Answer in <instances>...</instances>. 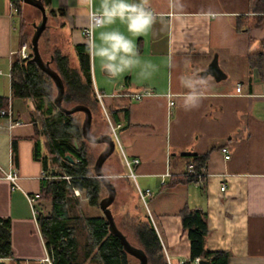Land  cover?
Here are the masks:
<instances>
[{
  "label": "crops",
  "instance_id": "crops-1",
  "mask_svg": "<svg viewBox=\"0 0 264 264\" xmlns=\"http://www.w3.org/2000/svg\"><path fill=\"white\" fill-rule=\"evenodd\" d=\"M10 1L0 0V97L7 100L3 109L10 108L20 123L10 125L0 115V217L10 221L12 251L0 264H44L50 253L37 217L48 213L51 205L40 196L48 175L35 148L39 142L44 152L46 140L32 101L12 92V63L26 35L22 6L18 9L14 2V11ZM99 2L95 0L97 7ZM181 3L183 7L176 8L172 0H151L157 22L149 33L134 38L141 57L158 65L151 79L142 80L135 72L114 79L102 71L99 59L89 56L94 94H103V106L95 94V109L108 124L119 125L117 140L113 139L114 153L118 148L120 154L108 166L104 162L102 169L108 178L127 179L144 208L135 206L133 211L141 219L149 217L166 264L190 259V241L182 225V213L189 210L206 214L207 250L225 252L227 264H264V77L250 61L264 52V13L252 8V0ZM45 8L44 31L55 36L51 51L58 49L77 67L75 46L87 45L88 40L85 10L78 0H49ZM110 27L130 35L119 21ZM47 40L43 52L50 55ZM215 55L225 74L220 80L201 75ZM193 74L206 79L208 87L200 106L186 111L180 99L187 92L183 80ZM99 123L92 122L97 132L93 136L112 135L104 122ZM196 157L203 158L202 185L186 174ZM125 158L139 161L131 166L134 177ZM6 172L17 174L16 185L5 178ZM146 190L150 195L144 203L139 193ZM125 196L128 205L131 195ZM28 197L35 201L31 204ZM96 261L88 258L82 264Z\"/></svg>",
  "mask_w": 264,
  "mask_h": 264
},
{
  "label": "trees",
  "instance_id": "trees-1",
  "mask_svg": "<svg viewBox=\"0 0 264 264\" xmlns=\"http://www.w3.org/2000/svg\"><path fill=\"white\" fill-rule=\"evenodd\" d=\"M48 1L42 0L44 5ZM14 2L19 9L21 1ZM252 8L264 13V0H252ZM28 48L31 49L30 44ZM75 51L77 67H72L69 57L58 49H52L48 59L52 58L51 66L64 82L63 106L69 108L84 104L90 108L93 117L97 99L91 81L87 45H76ZM31 56V50L28 58L16 55L12 63V92L14 96L32 101L40 133L46 140L44 152L40 143H36L35 157L43 162L48 175L41 182L40 196L50 203L51 210L39 214L37 220L53 264H82L88 258L101 264H137L138 261L124 250L119 238L110 232L104 216L89 215L83 210V202L89 207H99L105 189L90 165L87 141L81 135V124L73 114L68 115L55 106L54 84L31 61ZM263 60L264 52L251 57L252 68L263 67ZM71 103L73 105L67 106ZM6 105L7 100L0 97V111ZM101 115L105 118L104 114ZM111 117L117 120L115 113ZM104 122L107 123L106 119ZM66 155L72 158V162ZM193 164L195 171L199 172L203 158L196 157ZM75 191L79 195H75ZM182 225L190 241V259L183 264H195L196 258L207 260L210 264H227L225 252H212L204 246L208 233L204 212L185 211L182 213ZM134 231L139 242V246H135L147 255L148 264H166L159 238L148 216L138 219ZM79 233L83 234L82 242ZM11 256L10 221L0 217V259Z\"/></svg>",
  "mask_w": 264,
  "mask_h": 264
},
{
  "label": "clouds",
  "instance_id": "clouds-1",
  "mask_svg": "<svg viewBox=\"0 0 264 264\" xmlns=\"http://www.w3.org/2000/svg\"><path fill=\"white\" fill-rule=\"evenodd\" d=\"M78 5L87 17L88 54L93 61L100 60L102 71L114 79L132 72L142 80L151 79L158 71V65L141 57L134 39L149 33L157 22L151 0H100L98 7L95 0H78ZM172 6L183 7L181 0H172ZM117 21L126 26L130 35L110 27ZM183 86L187 92L180 98L181 106L186 111L198 108L208 81L193 74L184 78ZM169 97L171 107V93Z\"/></svg>",
  "mask_w": 264,
  "mask_h": 264
},
{
  "label": "water",
  "instance_id": "water-1",
  "mask_svg": "<svg viewBox=\"0 0 264 264\" xmlns=\"http://www.w3.org/2000/svg\"><path fill=\"white\" fill-rule=\"evenodd\" d=\"M22 3L28 4L35 7L40 11L41 18L38 23H34V32L31 36L30 45H31V61L36 64V66L46 74L54 84L56 93L53 99L55 106L63 111L64 113L71 115L76 112H81L84 114L83 121L81 123V135L89 143L102 144L103 149L98 154L94 165L93 172L94 175L100 179L104 189L106 190V196L102 197L99 201V209L101 210L104 218L107 220L109 225L110 232L117 236L124 248V250L132 257H134L138 263L137 264H148L147 255L141 248L131 244L126 236L118 229L114 216L111 211V205L116 197V188L114 183L104 175L103 164L104 162L114 153L115 151V140L111 134L103 133L99 136H93L91 133V124H92V112L90 108L84 104H76L72 107L63 106V96L65 93L64 82L59 75V73L52 68L51 59L44 60L39 51V39L43 31L47 26V13L46 8L42 0H20ZM201 75H211L215 80H220L225 77L224 72L220 69L218 64L217 56L215 55L208 65V67L201 72ZM68 160L72 162V158L69 155H66ZM198 264H210L207 260H199Z\"/></svg>",
  "mask_w": 264,
  "mask_h": 264
},
{
  "label": "rangeland",
  "instance_id": "rangeland-1",
  "mask_svg": "<svg viewBox=\"0 0 264 264\" xmlns=\"http://www.w3.org/2000/svg\"><path fill=\"white\" fill-rule=\"evenodd\" d=\"M22 6V10H21V15H22V25H23V33L25 36V40L26 43L29 45L30 44V40H31V36L34 32V23H38L40 18H41V14L40 11L38 9H36L33 6H30L28 4L25 3H20ZM48 24V22H47ZM45 33L42 34L41 36V42L40 44L43 45L42 46V57L43 59H48L49 54L47 52H43L46 50V46L44 45V41L46 38H48V48L49 51H51L52 48V43L55 40V36L51 33V31H44ZM48 33V35H47ZM48 36V37H47ZM263 63V67H258L259 71L261 72V75L264 77V60L262 61ZM71 66L73 67L72 63ZM241 71H237V73H239ZM54 93H55V89H54ZM73 105V103L71 104H67V106H71ZM74 118L77 120V122L79 124L82 123L83 118H84V114L81 112H76L73 114ZM105 116V115H104ZM104 119H106V121L108 120V118L105 116V118L102 117V115H99L98 112L95 109V112L93 114L92 117V122L93 120L95 121V123H101L104 122ZM109 121V120H108ZM99 123V124H100ZM109 122H104V125L106 126L105 128L108 130V132H111V128L110 125L108 124ZM92 127V124H91ZM91 133L93 135H97V132L91 129ZM102 146V147H101ZM102 144H95V143H89L87 142V152H88V156L90 159V165L92 167V165L94 164L98 154L100 153V151L103 149ZM116 153H118V155L120 154L119 149H116V152L111 155L106 161H105V165L108 166L109 164L115 162V158H116ZM110 180L114 183L115 188H116V197L111 205V211L112 214L114 216V220L116 225L121 229V231L126 234L127 238L129 239V241L133 244V245H137L139 246V242L137 240V237L135 235V225L138 221V219L140 218V213L138 212H134L133 208L135 206H139L141 209L143 208V204L142 202H139L138 199L133 196V193L131 191V185L128 183L127 179L125 178H110ZM106 191L104 190L103 192V196H106ZM75 195H79V193L75 192ZM129 196L131 195V201L128 205L127 203V197L125 196ZM82 208L83 210L89 214V215H99L102 214L101 211L99 210L98 207H88L86 205L85 202L82 203ZM144 209V208H143ZM79 240L82 242L84 240L83 234L79 233ZM135 262V261H133ZM92 264H98L97 261L96 262H92Z\"/></svg>",
  "mask_w": 264,
  "mask_h": 264
},
{
  "label": "built area",
  "instance_id": "built-area-1",
  "mask_svg": "<svg viewBox=\"0 0 264 264\" xmlns=\"http://www.w3.org/2000/svg\"><path fill=\"white\" fill-rule=\"evenodd\" d=\"M11 2V6H12V8L14 9V11H17V8H16V6H15V4H14V0H11L10 1ZM84 33H85V35H86V37L89 39V29H88V27L85 29V31H84ZM19 54H20V56L22 57V58H28L29 57V55H30V50H29V48H28V44L27 43H23V45L21 46V48H20V50H19ZM240 90V87H237V90ZM238 90V91H239ZM95 94H96V97H97V99H98V101L101 103V105L103 106V102H102V97H103V94H101V93H99V92H95ZM144 95V92H142V93H137V94H134V99H139V98H141L142 96ZM171 103L173 104V101H171ZM0 115L1 116H6L7 118H8V121H9V124L10 125H13V124H19L20 123V121H18L13 115H12V111L10 110V108H7V109H3V110H1L0 111ZM110 125V128H111V133H112V137L115 139V140H117V135H116V130L118 129V127H119V125H113V124H109ZM222 151H223V153H224V157L226 158V159H228L229 157H230V155H229V152H228V150H227V148H223L222 149ZM139 161L137 160V159H134V160H132V161H130V160H127L126 158H125V163H126V165L128 166V168H129V170H130V175L132 176V177H134V173L131 171V166H132V164H136V163H138ZM186 174L188 175V176H191L192 178H194V181H195V183H197V184H200V185H202L203 184V174L202 173H200V172H196L195 171V169H194V167H192V166H190V167H188V169H187V171H186ZM5 178L7 179V180H9V181H11L14 185H16V180H17V174L16 173H14V172H6L5 173ZM224 185L223 186H221L220 187V189L223 191L224 190ZM140 197H141V199H142V201L145 203V198L148 196V195H150V192L148 191V190H146V191H144V192H142V191H140ZM28 201L32 204L34 201H35V199L33 198V197H28ZM34 213H36V211L34 210ZM200 259L199 258H196L195 259V261H194V263L195 264H198V261H199ZM43 262H44V264H53V260H52V258H51V256H46V258L43 260Z\"/></svg>",
  "mask_w": 264,
  "mask_h": 264
}]
</instances>
